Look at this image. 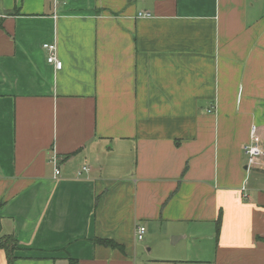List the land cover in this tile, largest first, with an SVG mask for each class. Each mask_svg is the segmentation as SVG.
Wrapping results in <instances>:
<instances>
[{"label": "crops", "instance_id": "0c3cea01", "mask_svg": "<svg viewBox=\"0 0 264 264\" xmlns=\"http://www.w3.org/2000/svg\"><path fill=\"white\" fill-rule=\"evenodd\" d=\"M253 125L264 147V0H0L15 264H264Z\"/></svg>", "mask_w": 264, "mask_h": 264}, {"label": "built area", "instance_id": "2783aa9c", "mask_svg": "<svg viewBox=\"0 0 264 264\" xmlns=\"http://www.w3.org/2000/svg\"><path fill=\"white\" fill-rule=\"evenodd\" d=\"M144 16H148L147 13H142ZM43 48L47 51V62L60 70L63 67V61L58 55V45L56 42H46L43 44ZM244 154L247 157L248 167L251 168L256 165L260 159L264 158V147L262 139L257 133V127L252 126L250 141L244 146ZM55 168V175L60 174L59 161L57 156L52 159ZM82 170H88L87 166H84ZM81 173V172H80ZM146 232V227L139 226L137 229V238L142 240Z\"/></svg>", "mask_w": 264, "mask_h": 264}, {"label": "trees", "instance_id": "16d2710c", "mask_svg": "<svg viewBox=\"0 0 264 264\" xmlns=\"http://www.w3.org/2000/svg\"><path fill=\"white\" fill-rule=\"evenodd\" d=\"M220 228H221V215L218 218V223H217L218 233L220 231ZM95 242L97 244L109 246V247L119 246L118 243L109 239L97 238ZM0 249H2L6 253L7 264H15V261L17 259L16 252L19 249V242L13 234L3 233L1 218H0ZM69 264H76V261L74 259H70Z\"/></svg>", "mask_w": 264, "mask_h": 264}, {"label": "rangeland", "instance_id": "374dc122", "mask_svg": "<svg viewBox=\"0 0 264 264\" xmlns=\"http://www.w3.org/2000/svg\"><path fill=\"white\" fill-rule=\"evenodd\" d=\"M173 237L170 239V243L172 244Z\"/></svg>", "mask_w": 264, "mask_h": 264}, {"label": "water", "instance_id": "95a60500", "mask_svg": "<svg viewBox=\"0 0 264 264\" xmlns=\"http://www.w3.org/2000/svg\"><path fill=\"white\" fill-rule=\"evenodd\" d=\"M177 237H173V240H175Z\"/></svg>", "mask_w": 264, "mask_h": 264}]
</instances>
